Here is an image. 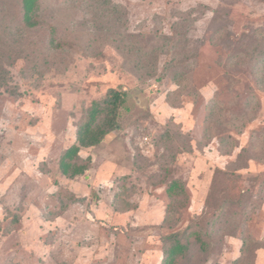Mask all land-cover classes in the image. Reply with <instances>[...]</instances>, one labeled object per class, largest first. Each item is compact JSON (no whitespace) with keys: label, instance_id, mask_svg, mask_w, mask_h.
Here are the masks:
<instances>
[{"label":"rangeland","instance_id":"1","mask_svg":"<svg viewBox=\"0 0 264 264\" xmlns=\"http://www.w3.org/2000/svg\"><path fill=\"white\" fill-rule=\"evenodd\" d=\"M113 1L123 34L85 9L94 0H42L63 44L25 34L16 48L19 93H0V220L19 222L0 234V264H162L163 236L208 195L227 228L237 215L258 243L250 264H264V0ZM110 87L128 90L120 127L81 147L85 174L63 176L62 152ZM165 173L188 187L175 227L163 222ZM233 187L247 205L219 211ZM221 242L203 264L242 254L241 230Z\"/></svg>","mask_w":264,"mask_h":264},{"label":"trees","instance_id":"2","mask_svg":"<svg viewBox=\"0 0 264 264\" xmlns=\"http://www.w3.org/2000/svg\"><path fill=\"white\" fill-rule=\"evenodd\" d=\"M94 1L95 4L92 2L85 9L97 16L96 19H106V22L113 24L114 29L107 26V32L110 34H123L126 29L125 8L113 0ZM42 7V0H0V93L7 92L11 95L19 93L18 89L12 85L9 66L15 64L20 57V51L16 48H21L20 42L23 35L33 34L37 38L41 34H50L52 46L60 47L63 44L57 38L58 27L55 24L47 25L48 22L42 17ZM99 8L103 12L98 10ZM111 15L113 19L108 18ZM107 32L105 34H108ZM174 34H179V27L174 28ZM11 45L15 46L14 50L11 49ZM127 99V88L110 87L103 98L91 103L89 119L78 125L77 142L61 154L59 172L63 176L74 179L85 174L92 167V158L83 157L80 153L81 147L98 145L107 134L120 127L122 109ZM230 142L232 140L229 135L222 137V143ZM163 177L162 183L169 201L163 222L175 227L178 225L177 221H180L181 211L185 208L184 203L189 200L188 187L187 183L179 177H173L167 173ZM262 189L264 190V185ZM246 196V193L233 187L228 204L222 206L219 211L235 205L245 207ZM81 199L74 194L69 196V200L62 199L61 209L65 210L69 203ZM261 200L264 201V192ZM214 210L213 196L208 195L205 208L200 214L191 217L185 226L176 228L163 236L162 264H203L217 253L224 236L234 235L238 230L242 231V254L233 264H250L249 261L252 258L250 255H255L256 249L259 248L258 243L248 234L246 225L237 221V215H233L230 226L227 228L225 213H216ZM17 222L19 217L16 214H6V217L0 220V234L11 231ZM198 258L202 259L199 263L196 262Z\"/></svg>","mask_w":264,"mask_h":264}]
</instances>
